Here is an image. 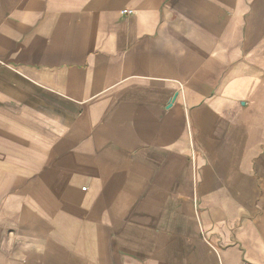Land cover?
Returning <instances> with one entry per match:
<instances>
[{"label": "crops", "instance_id": "0c3cea01", "mask_svg": "<svg viewBox=\"0 0 264 264\" xmlns=\"http://www.w3.org/2000/svg\"><path fill=\"white\" fill-rule=\"evenodd\" d=\"M0 264H264V0H0Z\"/></svg>", "mask_w": 264, "mask_h": 264}, {"label": "built area", "instance_id": "2783aa9c", "mask_svg": "<svg viewBox=\"0 0 264 264\" xmlns=\"http://www.w3.org/2000/svg\"><path fill=\"white\" fill-rule=\"evenodd\" d=\"M131 12L127 11L126 14H130Z\"/></svg>", "mask_w": 264, "mask_h": 264}]
</instances>
